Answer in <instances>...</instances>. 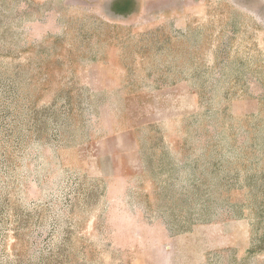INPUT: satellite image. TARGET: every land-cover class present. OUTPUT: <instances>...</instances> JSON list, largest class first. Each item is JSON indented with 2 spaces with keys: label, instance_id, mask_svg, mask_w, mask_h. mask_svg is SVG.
<instances>
[{
  "label": "rangeland",
  "instance_id": "374dc122",
  "mask_svg": "<svg viewBox=\"0 0 264 264\" xmlns=\"http://www.w3.org/2000/svg\"><path fill=\"white\" fill-rule=\"evenodd\" d=\"M0 264H264V0H0Z\"/></svg>",
  "mask_w": 264,
  "mask_h": 264
}]
</instances>
